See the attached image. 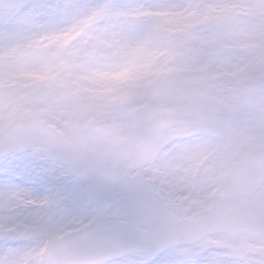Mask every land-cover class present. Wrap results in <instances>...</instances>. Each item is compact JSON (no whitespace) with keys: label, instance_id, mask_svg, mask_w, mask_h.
Here are the masks:
<instances>
[{"label":"clouds","instance_id":"clouds-1","mask_svg":"<svg viewBox=\"0 0 264 264\" xmlns=\"http://www.w3.org/2000/svg\"><path fill=\"white\" fill-rule=\"evenodd\" d=\"M0 264H264V0H0Z\"/></svg>","mask_w":264,"mask_h":264}]
</instances>
